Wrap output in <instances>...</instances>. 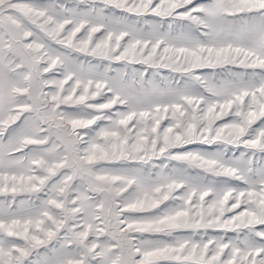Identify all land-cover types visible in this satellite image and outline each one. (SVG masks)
<instances>
[{
	"label": "snow or ice",
	"instance_id": "obj_1",
	"mask_svg": "<svg viewBox=\"0 0 264 264\" xmlns=\"http://www.w3.org/2000/svg\"><path fill=\"white\" fill-rule=\"evenodd\" d=\"M0 264H264V0H0Z\"/></svg>",
	"mask_w": 264,
	"mask_h": 264
}]
</instances>
